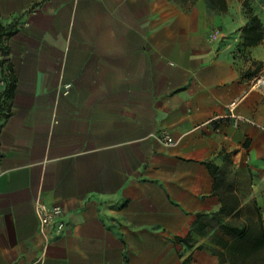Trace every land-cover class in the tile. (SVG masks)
Returning a JSON list of instances; mask_svg holds the SVG:
<instances>
[{
  "label": "crops",
  "instance_id": "crops-1",
  "mask_svg": "<svg viewBox=\"0 0 264 264\" xmlns=\"http://www.w3.org/2000/svg\"><path fill=\"white\" fill-rule=\"evenodd\" d=\"M247 20L238 0H0V264H225L210 228L264 225Z\"/></svg>",
  "mask_w": 264,
  "mask_h": 264
},
{
  "label": "trees",
  "instance_id": "trees-1",
  "mask_svg": "<svg viewBox=\"0 0 264 264\" xmlns=\"http://www.w3.org/2000/svg\"><path fill=\"white\" fill-rule=\"evenodd\" d=\"M220 7L224 5V0H211ZM255 8H248L247 23L242 29L243 46H252L258 44L264 37V24L260 17L254 12ZM4 29L0 28V41L3 37ZM3 56L7 55V48L0 44ZM4 60L0 62V65ZM261 66L259 64L258 68ZM13 90V82L7 84L1 95L5 101L10 98ZM223 227V226H222ZM227 232L233 235L230 243H224L227 254H221V263L226 260L229 264H264V225L260 214L254 223L249 221L242 227L226 224L223 227Z\"/></svg>",
  "mask_w": 264,
  "mask_h": 264
},
{
  "label": "built area",
  "instance_id": "built-area-1",
  "mask_svg": "<svg viewBox=\"0 0 264 264\" xmlns=\"http://www.w3.org/2000/svg\"><path fill=\"white\" fill-rule=\"evenodd\" d=\"M251 88L258 89L264 92V72L254 76L251 81ZM157 140L165 145H173L175 141L167 133L154 136ZM35 215L37 216L40 226L43 230L49 229L47 236H52L53 233L62 232L66 227V221L62 207L58 204H47L41 199L34 203Z\"/></svg>",
  "mask_w": 264,
  "mask_h": 264
},
{
  "label": "rangeland",
  "instance_id": "rangeland-1",
  "mask_svg": "<svg viewBox=\"0 0 264 264\" xmlns=\"http://www.w3.org/2000/svg\"><path fill=\"white\" fill-rule=\"evenodd\" d=\"M242 10L247 13L248 8H253L252 6H256L257 10H264V0H238ZM227 224L234 223V215H227L226 219ZM233 239V235L227 232L223 227H211L209 233V244H206L212 251H216L220 254V256L225 257L221 254H227V250L225 249L224 243H230ZM225 264H229L226 260Z\"/></svg>",
  "mask_w": 264,
  "mask_h": 264
}]
</instances>
